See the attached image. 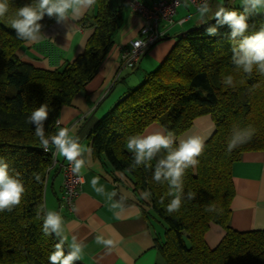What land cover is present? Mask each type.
Returning <instances> with one entry per match:
<instances>
[{
    "label": "trees",
    "instance_id": "trees-1",
    "mask_svg": "<svg viewBox=\"0 0 264 264\" xmlns=\"http://www.w3.org/2000/svg\"><path fill=\"white\" fill-rule=\"evenodd\" d=\"M8 2L9 12L0 19V158L8 162L10 174L20 173L25 193L11 212H0V264H48L57 240L41 231L37 209L44 204L52 162L26 117L32 109L47 104L51 110L45 132H57L60 108L84 91L115 44L121 10L114 0H97L78 21L81 27L93 28L82 53L60 66L43 69L18 58L16 51L24 41L7 23L8 17L32 0ZM226 8L242 10L229 2ZM207 21L176 36L159 66L144 74L142 81L129 88L95 123L89 135L92 153L108 172L125 174L147 206L144 217L157 229L155 246L163 264H264V229L241 231L230 225L235 194L231 166L243 152L264 150V76L254 71L249 77L234 70L227 27L220 28L218 36H208L205 29L214 25L215 19ZM54 22L45 16L40 22L42 30ZM248 23L246 34H251L264 25V16L256 14ZM226 75L233 76L235 87L223 84ZM203 115L211 117L214 131L204 142L198 165L187 169L183 178L185 194L195 193V198L185 197L180 210L169 214L167 184L155 183L152 171L143 167L129 171L132 154L126 149L127 137L142 134L152 123L177 137ZM248 126L255 129L252 139L228 152L233 130ZM35 175L40 176V182ZM144 190L151 192L150 201L140 198ZM210 205L217 211H206ZM211 224L225 231L214 247L204 240Z\"/></svg>",
    "mask_w": 264,
    "mask_h": 264
},
{
    "label": "crops",
    "instance_id": "crops-1",
    "mask_svg": "<svg viewBox=\"0 0 264 264\" xmlns=\"http://www.w3.org/2000/svg\"><path fill=\"white\" fill-rule=\"evenodd\" d=\"M144 1L151 2V0ZM114 4L120 5L121 10L120 27L115 36V44L84 91L76 94L71 104L63 105L59 111L58 119L61 125L69 128L70 134L78 137L84 147H91L90 131L100 115L126 93L122 90L115 95L118 88L115 86L116 81L120 78L122 70L126 69L120 67V49L135 38L143 24L142 18L132 13L124 1L114 0ZM233 5L241 7V0H233L231 6ZM185 8L187 9L186 6ZM91 9L79 18L71 19L67 24L52 23L42 30L41 39L37 43L29 45L24 42L16 51V55L21 61L43 69L55 68L65 61L73 60L82 53L93 31V28L78 25V21ZM259 14L264 16V12ZM178 30L180 31L176 36L186 31L182 27ZM176 36H171L168 31L166 38L159 40V43L154 44L149 50L150 57L162 62L174 44ZM116 37H118L117 42ZM160 128L162 127L158 123H152L141 135ZM213 131L211 117L203 115L197 117L193 125L175 139L179 142L188 135H199L205 142ZM163 155L164 153L159 154L156 159ZM56 157L58 163L50 169L47 177L44 204L48 210L58 212L64 219L66 249L68 250L71 237L75 235L86 246L79 260L84 264H163L155 246L159 234L156 227L144 217L143 211L147 206L139 199L129 178L120 172H108L101 159L91 153L89 163L84 170L86 182L80 183L78 194L74 199V207L69 210L62 202V176L59 170V165L66 160L58 155ZM231 174L235 194L230 204V225L241 231L264 229V150L243 152L240 159L233 162ZM94 176H99L100 184L107 192H117L114 200H119L121 196L126 197L119 218L110 210V202L107 201L106 196L98 195L90 186ZM224 232L220 225L211 224L206 232L208 246H216ZM97 235L119 241L118 246L111 251L106 250L96 244Z\"/></svg>",
    "mask_w": 264,
    "mask_h": 264
},
{
    "label": "clouds",
    "instance_id": "clouds-1",
    "mask_svg": "<svg viewBox=\"0 0 264 264\" xmlns=\"http://www.w3.org/2000/svg\"><path fill=\"white\" fill-rule=\"evenodd\" d=\"M97 0H32L30 4L19 7L15 14L8 17L7 23L15 31L16 37L31 45L37 43L42 36L40 23L45 16L54 18L57 24H67L73 18H79L87 10L92 8ZM181 3L187 6L189 0H175L179 6ZM241 11L230 10L224 6L218 7L212 19L215 24L205 29L208 36H218L219 29L227 27V38L230 42L231 63L234 70L242 72L251 77L254 71L264 76V25L258 30L249 32L248 20L252 16L264 12V0H241ZM9 12L8 0H0V19H4ZM211 12L209 0H202L197 5L196 14L202 24L207 23L208 14ZM134 48H146L143 40L135 41ZM227 87H235L232 75H226L222 80ZM50 108L47 104H41L34 108L31 114L26 117V123L34 128V134L45 152L54 150V153L71 166L72 173L77 179L84 183V170L89 163L92 153L91 147H84L79 142L78 137L70 134V129L61 127L54 135L46 134L45 122L48 119ZM255 129L248 126L244 129H234L230 139L227 141V151L231 152L242 144L249 142ZM205 148L204 138L199 135H188L179 142L176 141L172 132L167 129L151 131L146 134H134L127 137L126 149L132 154L129 171L143 167L152 171V180L157 184H167L170 202L166 205V211L171 214L178 212L182 205V200L195 198V193L184 192L183 178L185 172L190 167L198 165L197 159ZM164 153L159 159V154ZM156 159L153 166L152 161ZM34 179L40 182V176L35 175ZM92 189L101 196H106L110 202L109 208L114 215L119 218L120 211L124 208L125 196L119 200L113 198L117 192H107L100 184L99 176H94L90 181ZM25 187L20 177V173L10 174L8 162L0 158V212L9 211L20 205ZM151 192L144 190L140 192V198L145 201L151 200ZM163 204L164 200L159 201ZM119 210V211H118ZM206 211H217L213 206H208ZM37 218L42 220L41 231L45 236H52L57 240L53 251L48 255V264H74L79 261L84 254L85 245L77 236L71 237L68 250L65 251L64 219L56 211L47 209L46 204H41L37 209ZM95 242L111 251L118 246L119 241L113 238H105L97 235Z\"/></svg>",
    "mask_w": 264,
    "mask_h": 264
},
{
    "label": "built area",
    "instance_id": "built-area-1",
    "mask_svg": "<svg viewBox=\"0 0 264 264\" xmlns=\"http://www.w3.org/2000/svg\"><path fill=\"white\" fill-rule=\"evenodd\" d=\"M124 3L129 7L132 13L139 15L143 24L139 28L136 36L132 39L129 44L124 45L120 49V67L121 68H132L137 66L142 55H144L147 50L153 46L160 39L168 35L169 28L177 23L182 25L191 16L181 17L174 21V16L177 14L179 6L175 4V0H151L147 3L144 0H123ZM202 0H189L188 6L196 12L197 5L200 4ZM211 0H209L210 4ZM160 23H165L163 27H160ZM143 40L146 44V48L136 49L134 48L135 41ZM55 126L58 128L65 127L61 125L59 119L55 121ZM57 130V131H58ZM45 152V151H44ZM46 153L51 156V166H55L57 161V155L54 150L51 149ZM61 176H62V202L63 205L72 210L74 207V199L78 194L80 181L72 173L71 166L66 161L61 163Z\"/></svg>",
    "mask_w": 264,
    "mask_h": 264
},
{
    "label": "rangeland",
    "instance_id": "rangeland-1",
    "mask_svg": "<svg viewBox=\"0 0 264 264\" xmlns=\"http://www.w3.org/2000/svg\"><path fill=\"white\" fill-rule=\"evenodd\" d=\"M223 2H224V0H211V3H210L211 12L208 14L207 19L212 18L214 12L218 9V7L223 5ZM229 2L232 5L233 0H230ZM233 6L237 7L238 5H233ZM186 7H187V9L185 8L184 4H182V6L177 11L178 13L174 16L173 19H174V21H176L179 18H181L182 16H185L188 14H191V17L182 26H180L177 23H174L169 28V32L171 33V36H173V35L176 36L180 31L178 29L181 27L183 30H188L191 27H195V26L202 24L199 20L198 15L196 14V12H194L190 6L187 5ZM164 25H165V23H160V27H163ZM117 41H118V37H116V42ZM151 48H152V46L147 50V52L144 55H142L140 63L134 69L126 68L125 70H122V74L120 75V78L118 79V81H116L115 86H117L118 88L116 89L115 95L116 94L118 95V92H121L122 90L127 91L129 88L136 86L139 82L142 81L144 74H146L147 72L155 70L159 66V64L161 62L155 61L153 58L150 57V54L148 53ZM115 101L113 103H115ZM108 109H106L102 114L104 115ZM99 113H100V111H99ZM102 114L100 115L101 117L103 116ZM153 162L156 163V159H154ZM206 238H207V234H206V236L204 235V240H205L206 244L208 245ZM211 247H213V246H211Z\"/></svg>",
    "mask_w": 264,
    "mask_h": 264
},
{
    "label": "water",
    "instance_id": "water-1",
    "mask_svg": "<svg viewBox=\"0 0 264 264\" xmlns=\"http://www.w3.org/2000/svg\"><path fill=\"white\" fill-rule=\"evenodd\" d=\"M228 2H229V0H224V2H223V5L222 6H224V7H226L227 6V4H228ZM214 19H211L209 22H212ZM202 25H199V26H197V28H199V27H201ZM188 30H186V31H184V33H180V35H182V34H186V32H187ZM166 38V37H165ZM162 39H164V38H162ZM161 40V39H160ZM122 98V97H121ZM120 98V99H121ZM117 102V101H116ZM60 168H61V165H59V170H60ZM66 248V247H65ZM78 262H80L81 264H84V263H82L81 261H78Z\"/></svg>",
    "mask_w": 264,
    "mask_h": 264
}]
</instances>
